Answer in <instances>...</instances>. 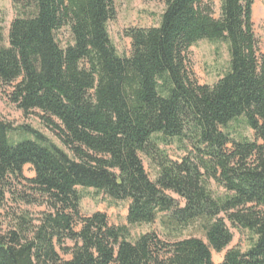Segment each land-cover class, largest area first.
Instances as JSON below:
<instances>
[{"label":"trees","instance_id":"trees-1","mask_svg":"<svg viewBox=\"0 0 264 264\" xmlns=\"http://www.w3.org/2000/svg\"><path fill=\"white\" fill-rule=\"evenodd\" d=\"M162 1L158 25L127 30L130 52L121 56L107 30L114 0H11L25 14L0 48V84L60 146L0 117V264H215L212 252L233 239L227 224L250 238L218 264H264V55L254 0H217V12L214 0ZM201 41L227 46V71L213 85H200L190 66ZM239 120L253 140L231 135ZM19 130L33 139L13 142ZM172 140L189 145L178 161L158 147ZM89 189L127 201L129 226L158 221L163 237L131 240L105 214L81 215ZM20 205L45 210L34 218Z\"/></svg>","mask_w":264,"mask_h":264},{"label":"rangeland","instance_id":"rangeland-1","mask_svg":"<svg viewBox=\"0 0 264 264\" xmlns=\"http://www.w3.org/2000/svg\"><path fill=\"white\" fill-rule=\"evenodd\" d=\"M116 7V17L107 26L110 40L115 47L117 53L121 56H128L130 52V40L126 37L125 32L131 28H150L155 27L159 23L160 16L164 10L162 0H114ZM216 12L219 8L218 1L214 0ZM25 14V13H24ZM15 6L11 0H0V48L8 46V30L10 23L16 17L24 15ZM252 23L254 35L258 41V48L261 54L264 55V5L263 0H254L252 6ZM69 37L64 31L60 37L63 43L68 41ZM192 73L200 85H213L228 68V51L224 43H214L201 41L193 45L188 53ZM9 92V87H4L0 84V117L4 121L10 123L14 128L28 127L39 132L44 136L49 143L60 146L55 138V135L41 123L37 113L23 115L21 111L11 105L6 94ZM230 133L234 138H245L248 140L254 139L253 132L247 128L242 120L234 123L230 127ZM13 142L22 139H33L26 132L12 131L9 134ZM159 150L163 151L166 156L178 161L182 158L189 148L188 143L178 142L175 140L161 143ZM143 166L151 180L156 179L157 170L150 161L141 156ZM26 178H33L34 173L30 166L23 169ZM211 192L214 196L220 195L222 192L214 185H210ZM11 209L18 210L11 205ZM127 201H112L107 197L94 193L93 190H85L83 199L80 203V213L83 216H89L95 212H100L106 215L108 223L113 226H125L128 230V235L131 240L138 236L153 231L160 237H163V230L159 222L152 225L129 226L126 222L127 216ZM20 210H27L34 218L45 210L44 206L36 205H20ZM233 236L232 242L224 251L220 253L212 252V261L218 264L222 261L227 250L232 248L244 251L248 246L250 235L247 231L239 228L231 227L227 224ZM190 230L184 231L183 236H188ZM71 245L70 243H67Z\"/></svg>","mask_w":264,"mask_h":264}]
</instances>
